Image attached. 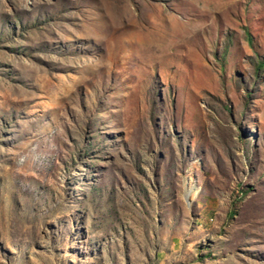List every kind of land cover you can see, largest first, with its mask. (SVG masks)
<instances>
[{
    "label": "rangeland",
    "instance_id": "obj_1",
    "mask_svg": "<svg viewBox=\"0 0 264 264\" xmlns=\"http://www.w3.org/2000/svg\"><path fill=\"white\" fill-rule=\"evenodd\" d=\"M263 59L264 0H0V264H264Z\"/></svg>",
    "mask_w": 264,
    "mask_h": 264
},
{
    "label": "trees",
    "instance_id": "obj_2",
    "mask_svg": "<svg viewBox=\"0 0 264 264\" xmlns=\"http://www.w3.org/2000/svg\"><path fill=\"white\" fill-rule=\"evenodd\" d=\"M263 62H264V59H263L262 61H259V65H262ZM259 65H258V66H259Z\"/></svg>",
    "mask_w": 264,
    "mask_h": 264
}]
</instances>
